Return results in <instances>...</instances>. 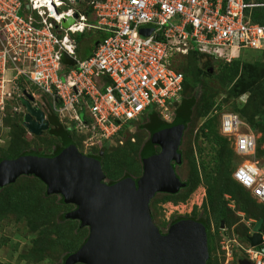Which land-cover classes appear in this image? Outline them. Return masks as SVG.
I'll use <instances>...</instances> for the list:
<instances>
[{
    "label": "built area",
    "instance_id": "built-area-1",
    "mask_svg": "<svg viewBox=\"0 0 264 264\" xmlns=\"http://www.w3.org/2000/svg\"><path fill=\"white\" fill-rule=\"evenodd\" d=\"M257 8H264V2L0 0V112L5 114L12 97L18 103L23 90L38 99L29 90L35 88L51 105L45 101L33 106L45 117L56 115L61 124L71 121L88 148L111 140L125 123L140 120L149 110H157L165 121L183 92V74L171 67L175 57L196 52L229 63L242 50L264 53V23L254 22L251 14ZM67 19L73 22L64 28ZM94 19L97 24L90 22ZM146 25L153 30L140 37L138 29ZM90 29L104 35L91 55L80 59L74 37ZM62 54L75 65H64ZM9 82L12 92L5 89ZM21 108L14 105L11 112ZM219 117L220 135L244 160L233 169L232 179L264 206V157L255 152L258 137L236 114ZM224 199L234 203L229 194ZM248 221L244 223L255 222ZM254 233L260 234L257 246L248 241L237 247L243 259L264 264V232L249 230L248 237ZM230 242L235 241L223 242L226 264L232 261Z\"/></svg>",
    "mask_w": 264,
    "mask_h": 264
},
{
    "label": "trees",
    "instance_id": "trees-1",
    "mask_svg": "<svg viewBox=\"0 0 264 264\" xmlns=\"http://www.w3.org/2000/svg\"><path fill=\"white\" fill-rule=\"evenodd\" d=\"M255 1L262 2L263 0ZM251 14L254 22L260 24L264 23V8L254 9L251 11ZM98 40L99 39H96L95 41L97 42ZM90 54L91 51L88 56H90ZM188 56L190 60L196 62V64L192 62V65L194 64V70L185 66L184 68L181 67L182 72L179 71L183 73L182 95L187 88L203 86L204 80H214L219 85V88L222 87L224 89L226 93L224 101L230 103V110L229 112H225L226 109L221 105V101L218 103L216 102V96L219 92L214 90L211 84H205L199 100H196L197 92H195L196 94L190 97L182 96L180 102L174 104L173 108L176 109L175 120H180L184 126L181 137H183L187 129L194 109L198 116L205 119L199 131L200 134H202V140L208 145V151L206 153L209 154V159L207 162H204L205 160L199 162L192 157L191 172L185 182V186L179 189L175 194H159L162 196L159 201L162 203H176L178 200L177 198L181 195L180 193H182V200L180 201H184L198 185L202 184L204 186L205 198L200 207L204 215L207 214V212L211 213L215 226L213 231H211V220L208 217H205L203 220H198V222L203 224L206 231L209 255L206 264H220V258H217V256L213 254V250H215L213 246H215L216 238L219 235L218 229L220 228V224L223 222L225 229H227V227L232 228L234 224L239 222V218L234 216L235 214H232L233 210L228 207L227 201L223 198L224 194H229L231 198H233L235 208L241 209L247 214V217L255 221L248 225L244 223L236 227L235 230H237V232L238 229L241 228L240 241L242 242V246H246L248 243L247 238L251 227L254 231L264 232V206L257 204L250 195L232 179V171H230L233 163L232 156L236 157V155L232 150L227 148L229 141L215 130L216 118L225 113L236 114L241 121H245L242 122H244L253 133L260 134V137H258L256 141L255 152L257 157H264V151L258 149L261 143L264 142V62H242L239 59H234L226 63L224 61L204 58L196 52H190L183 57ZM176 58L177 57H175L171 63V67L175 70H177L175 66H178L175 65ZM198 60H203V67H197ZM20 84L22 85L23 83L20 81ZM245 94H247L245 103L241 107H238L236 105V99L241 98ZM13 104L20 105L19 102L16 103L15 101ZM5 115L6 111L4 116ZM11 115L14 116L16 114L12 112ZM148 118L145 113L140 119L142 122L140 120L128 121L111 140H105L94 147L97 150V155L94 158H97L101 164L102 171L105 175L104 182L106 184L111 185L114 182L130 177L134 178L136 182L142 174V160L145 155L149 152H159V147L152 146L151 144V135H154L157 131L166 128L170 124L159 122L152 124V126H150V124L146 125V120L151 119ZM47 119L49 121L51 135L59 141V144L49 155H56L65 145L72 144L77 148V141L83 142L85 139V136L82 135L76 138L72 137L71 134L66 131V128L61 125L58 118H55L53 115H49ZM131 126H134V130L144 129L149 135L148 140L138 151V157L135 154L137 149L136 144L131 142L132 138H130V135L135 134L133 131L130 132ZM16 127L17 131H19L18 125H16ZM20 131L13 136L6 150H0V163L3 160L15 159L26 154V152L22 151L20 148L21 143L26 139V131L24 128L22 132ZM202 152L203 148L199 146L197 150H194V156L197 154L200 155ZM28 153H31V151H28ZM31 181H26L22 189L16 188L7 192L6 195L0 196V220L13 218L17 222L24 221L30 231L36 232L38 236L33 240L34 249L30 254L38 253L36 256L40 259L46 257V251L53 247L55 241H61L60 237H62V235H60L59 230L63 229L62 224L66 223L68 228H72L75 234L73 241L65 242L66 250L69 252L68 254L74 253L83 245L88 237V231L80 227V222L77 223V220H71L65 216L68 212L72 211L74 207L65 204L62 198L53 201L55 194L47 195L45 185L38 178L33 176ZM8 187L10 188V186ZM155 198L156 195L150 201L149 206L152 205V201H155ZM154 201L153 205L155 204ZM61 210L65 212L60 213ZM56 215H58V218H56V221H53L52 219ZM182 219L186 218L177 217L173 219L170 222L169 229L175 222ZM187 219L196 220L195 208L191 212V218ZM76 223L77 226L75 227ZM155 226L160 230L158 225L155 224ZM52 234L59 235V239H52ZM67 258L68 256L66 259Z\"/></svg>",
    "mask_w": 264,
    "mask_h": 264
},
{
    "label": "water",
    "instance_id": "water-1",
    "mask_svg": "<svg viewBox=\"0 0 264 264\" xmlns=\"http://www.w3.org/2000/svg\"><path fill=\"white\" fill-rule=\"evenodd\" d=\"M72 22L67 19L61 25L66 28ZM152 30L146 29L143 35L148 36ZM61 62L75 65L66 54H62ZM22 93V125L30 135L40 136L49 129L48 116L33 106L35 100L29 93ZM171 125L155 134L159 152L145 155L136 182L125 178L106 184L99 160L69 144L56 155L26 153L1 161L0 188L22 175H31L45 185L47 195H59L65 204L74 206L65 216L87 227L88 237L64 264H206L209 255L203 224L182 219L161 234L150 216L149 203L155 194H175L185 186L173 167L181 163L178 148L183 125L178 131L177 124ZM248 241L250 246H257L260 234L254 233ZM237 264L251 263L239 259Z\"/></svg>",
    "mask_w": 264,
    "mask_h": 264
},
{
    "label": "rangeland",
    "instance_id": "rangeland-1",
    "mask_svg": "<svg viewBox=\"0 0 264 264\" xmlns=\"http://www.w3.org/2000/svg\"><path fill=\"white\" fill-rule=\"evenodd\" d=\"M62 9L65 10L66 8H60L58 9V11ZM97 21L98 19L90 20L92 24H97ZM149 28L153 29L151 25L141 26L138 29L139 36L146 37L145 34L143 35V32ZM90 30H91L90 33L86 31L83 34H75L74 38L77 42L76 52L79 57L81 55L84 56L86 54L87 46H85V44L89 42V39L91 37L97 38V37L103 36V34L100 33L99 31L98 32L95 31L96 29L95 30L90 29ZM87 45L89 46V43ZM236 58L242 62H264V53L256 52L252 50H242L235 56V59ZM198 61L199 62L197 63V67L199 68L203 67V60H198ZM192 62L194 61H191L189 56L183 57L182 55H178L176 58V64H175V65H178L177 66L178 68L176 66L175 68L181 72H182L181 67L184 68L185 66H188V68H190L191 70H194L193 65L196 64V62H194L193 65H192ZM205 84L207 85L211 84V87L217 92H219L216 96V102L218 103L221 101V105H223L224 106L223 108L226 109L225 112H229L230 103L227 101H224V96L226 93L222 87L219 88V85L214 80H204L203 86L201 85L197 87L187 88V90L184 92L182 96L190 97L193 94H196L195 92H197L196 100H199L200 94L202 93ZM11 86L12 85L10 82L6 84V88H5L6 92H12ZM29 90L31 92H34V94L38 98V99H35V103L40 104V103L47 101L48 104L51 105L50 99L46 95L42 94L41 91H38L35 88H29ZM12 98L9 100L10 103L8 106V110L6 109V115L4 116V113L2 114V112H0V150H6L13 136L20 130H21L20 132H22V129L24 128L22 125L23 114H24L22 113V108L20 109L19 114L15 113L16 115L14 116L11 115L12 113L11 108L14 106L13 104L14 101ZM246 98H247V94L243 95L239 99H236V105L238 107H241L245 103ZM172 110L174 111V113L169 112L168 114H166L165 121L162 119V117L160 116L157 110L147 111L146 116L147 118L149 117L151 119L149 118H148L149 120L145 119L146 120L145 124L146 125L150 124V126H152V124H156L159 122L168 123L170 125L177 124L176 126L177 129L175 130L178 131V129H180L179 126L182 127L183 124L175 120L176 119L175 118L176 109L172 108ZM7 115H10V116H7ZM53 116L57 118L56 115H53ZM219 118L220 117L216 118L215 120V130L216 132H218V134H219V131H218ZM204 120L205 119L203 117L198 116V114L196 113L194 109L190 122L187 125V129L185 130L183 137L181 138L180 146L178 148V151L181 155V163L177 165L173 164V167H174L175 175L183 183L187 181L190 175L192 157L195 158V160L199 162L202 160H205L204 162H207V160L209 159V154L206 153L208 151V148H207L208 145L206 144L205 141L202 140V134H200V131H199V128L201 124L204 122ZM140 121L142 122V120ZM16 125H18L19 131H17ZM61 125L66 128V131L69 132L72 137L76 138L80 135V134L78 135L77 133L73 131L72 129L73 124L71 121H65ZM25 131H26V134H25L26 139L24 140V142L21 143L20 148L22 151L26 153H28V151H31V153H35V154L40 153L42 155L47 156L51 154L53 149L59 144V141L56 138H54L50 133V125L47 131L43 132L40 136H37V137L29 135L26 129ZM132 131L135 134L133 133L134 135H130V138H132L131 142H134V144H136L137 149H136L135 154L138 157V151L148 140L149 135L144 129L134 130V126L130 127V132ZM159 131H157L156 133H158ZM155 134L151 135L150 141H151L152 146H158L157 143L155 142V138H154ZM255 135L257 137H260L259 133H255ZM76 146H77V150L85 156L95 157L97 155V150L95 148L94 149L88 148L81 141L80 142L77 141ZM199 146L203 148V152L200 155L197 154L196 156H194V150H197ZM227 148L233 151L231 142H228ZM258 149L260 151H264V142L261 143ZM0 154H1V151H0ZM232 162L233 163H232L230 171H233V169L236 166L240 165L242 162H244V160L238 156L236 157L232 156ZM32 178L33 176H30V175L20 176L14 183L7 185L5 187H2L0 189V196H4L7 194V192L12 191L16 188L22 189L26 181H31ZM132 179L134 180V178ZM8 186H10V188ZM159 194H162V193L155 194L156 195L155 201L153 200L155 204L153 205V201H152V205L149 206V212H150V216L152 215L151 218L153 220V223L159 226L160 228L159 231L161 232V234H166L168 232L170 222L173 219L177 217H182L186 219L191 218V212L193 211L194 208L196 210V220L195 221L198 222V220H203L205 219V217H208L211 220V228H212L211 231H213L215 226H214V222L211 217V213L207 212V214L204 215L202 208L200 207L203 199L205 198V188L202 184L198 185L196 189L184 201H180L182 200V193H180L181 195L179 198H177L178 200L176 203L160 202L159 199H161L162 196ZM58 198H61V197L55 194V198L53 201L58 200ZM231 200H233V198ZM226 201H227V205L228 204L232 205V207H229V206L228 207L231 210H233L232 214L233 215L235 214L234 216H237V218H239V222L234 224L232 228L227 227V229H225L224 223H222V227L220 225V228L218 229L219 235L216 238L215 246H213V248L215 247V250H213V254L216 255L217 258H220V264H226L225 263L226 245L223 242H225L228 239L234 240L235 242L233 243L230 242L229 244L231 248V252H232V261L228 262V264H237V261L239 259H242L243 255H242V250L239 247H237V244L242 245V242L240 241L241 228L238 229L239 233L235 229L236 227H239L240 225L244 224V222H249L248 221L249 217H247V214L244 213L241 209L237 207L235 208L234 201H233L234 203H231L230 199ZM68 205H71V204H68ZM62 210L60 213L65 212V211L62 212ZM238 212L243 213V216L238 215ZM58 215L54 216L52 220L56 221L57 220L56 218H58ZM76 222L79 223L78 221ZM77 223L75 227L77 226ZM62 227L63 229L59 230L60 235H62V237H60L61 241L60 240L55 241L53 247L49 248V250L46 251V255H45L46 257H44L43 259H40L38 258V256H36L38 253L32 254V255L30 254L31 251H33L34 249L33 240L36 239V237L38 236L36 232L30 231L24 221L17 222L13 218L0 220V264H64L66 257L71 254V253L68 254L69 252H67L66 250L65 242L73 241V237L75 236V234H74L73 229L68 228V225L66 223H63ZM83 228H85L88 231L87 227H83ZM51 238L54 240H56V238L59 239V235L52 234ZM76 264H79V263H76Z\"/></svg>",
    "mask_w": 264,
    "mask_h": 264
},
{
    "label": "crops",
    "instance_id": "crops-1",
    "mask_svg": "<svg viewBox=\"0 0 264 264\" xmlns=\"http://www.w3.org/2000/svg\"><path fill=\"white\" fill-rule=\"evenodd\" d=\"M93 30H95V29H93ZM90 31L91 30H88V33H90ZM95 31H97L98 32V30H95ZM85 33V32H84ZM101 33V32H100ZM103 34V33H102ZM104 35V34H103ZM100 38H102V37H100ZM100 38H93V37H91L90 39H89V46L87 45L88 43H86L85 44V46H87V50H86V54L84 55V56H78V54H77V56L80 58V59H85V58H87L88 57V54L90 53V51H91V53H92V50H93V48H94V45H95V43H96V39H100ZM91 55V54H90ZM31 92V91H30Z\"/></svg>",
    "mask_w": 264,
    "mask_h": 264
},
{
    "label": "clouds",
    "instance_id": "clouds-1",
    "mask_svg": "<svg viewBox=\"0 0 264 264\" xmlns=\"http://www.w3.org/2000/svg\"><path fill=\"white\" fill-rule=\"evenodd\" d=\"M251 1V0H250ZM255 1V0H254ZM262 2H264V1H262ZM99 41V40H98ZM98 41H97V43H98ZM95 47V46H94ZM94 49V48H93ZM237 59V58H236ZM234 60V59H233ZM29 134V133H28ZM30 135V134H29ZM243 259V258H242Z\"/></svg>",
    "mask_w": 264,
    "mask_h": 264
},
{
    "label": "flooded vegetation",
    "instance_id": "flooded-vegetation-1",
    "mask_svg": "<svg viewBox=\"0 0 264 264\" xmlns=\"http://www.w3.org/2000/svg\"><path fill=\"white\" fill-rule=\"evenodd\" d=\"M250 230H254V229L251 227Z\"/></svg>",
    "mask_w": 264,
    "mask_h": 264
}]
</instances>
